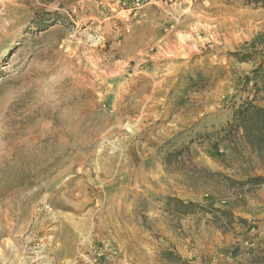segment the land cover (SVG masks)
Masks as SVG:
<instances>
[{
  "label": "rangeland",
  "instance_id": "1",
  "mask_svg": "<svg viewBox=\"0 0 264 264\" xmlns=\"http://www.w3.org/2000/svg\"><path fill=\"white\" fill-rule=\"evenodd\" d=\"M260 65L264 0H0V264H264V152L204 140Z\"/></svg>",
  "mask_w": 264,
  "mask_h": 264
},
{
  "label": "trees",
  "instance_id": "2",
  "mask_svg": "<svg viewBox=\"0 0 264 264\" xmlns=\"http://www.w3.org/2000/svg\"><path fill=\"white\" fill-rule=\"evenodd\" d=\"M248 57L249 55L241 56L240 60L246 62L245 60H248L246 59ZM262 69L263 66L260 65L245 78L247 86L252 84V89L254 90L252 91L253 95L248 92L247 97L245 99L242 98L240 105L233 108L232 117L226 122V124L219 130L215 129V133L213 132L210 135H204V140H218L224 142L225 140L233 138L236 133L241 130L243 131L244 139L252 148L254 145V149L264 152V107L256 105L258 94L261 90L264 91V72H262ZM193 142L194 140L192 139L188 146L168 153L164 158V166L166 168L169 167L172 164V159L175 158L174 160L177 161L181 155H187V158L190 157V145ZM245 183L252 184V186H261L264 185V177L249 179ZM167 205L172 208V212L179 216H189L199 212H208V209L196 203L185 202L177 198H168ZM211 210L212 214L217 212L215 209ZM222 213L227 215L226 211H223Z\"/></svg>",
  "mask_w": 264,
  "mask_h": 264
},
{
  "label": "bare ground",
  "instance_id": "3",
  "mask_svg": "<svg viewBox=\"0 0 264 264\" xmlns=\"http://www.w3.org/2000/svg\"><path fill=\"white\" fill-rule=\"evenodd\" d=\"M12 49H13V48H10V49L8 50V52L11 51Z\"/></svg>",
  "mask_w": 264,
  "mask_h": 264
}]
</instances>
